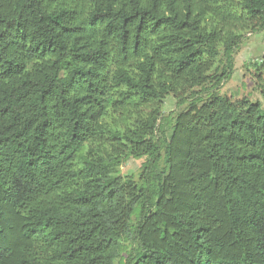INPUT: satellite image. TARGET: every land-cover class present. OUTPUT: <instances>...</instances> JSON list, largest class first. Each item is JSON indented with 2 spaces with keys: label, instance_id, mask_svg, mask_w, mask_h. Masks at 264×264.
I'll use <instances>...</instances> for the list:
<instances>
[{
  "label": "trees",
  "instance_id": "trees-1",
  "mask_svg": "<svg viewBox=\"0 0 264 264\" xmlns=\"http://www.w3.org/2000/svg\"><path fill=\"white\" fill-rule=\"evenodd\" d=\"M253 33L264 0H0V264H264V105L220 92Z\"/></svg>",
  "mask_w": 264,
  "mask_h": 264
},
{
  "label": "rangeland",
  "instance_id": "rangeland-1",
  "mask_svg": "<svg viewBox=\"0 0 264 264\" xmlns=\"http://www.w3.org/2000/svg\"><path fill=\"white\" fill-rule=\"evenodd\" d=\"M262 64H264V34H248L234 54L233 74L220 86L221 94L233 99L247 97L264 105V98L255 86V73ZM203 98H206V95ZM184 106L178 107L175 99L170 96L165 103L164 112L173 113L174 116ZM121 171L123 174L136 173L137 166L131 160L122 165Z\"/></svg>",
  "mask_w": 264,
  "mask_h": 264
}]
</instances>
